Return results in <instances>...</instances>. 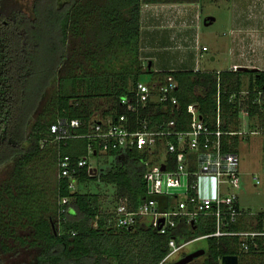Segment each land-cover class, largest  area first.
<instances>
[{
    "label": "trees",
    "instance_id": "16d2710c",
    "mask_svg": "<svg viewBox=\"0 0 264 264\" xmlns=\"http://www.w3.org/2000/svg\"><path fill=\"white\" fill-rule=\"evenodd\" d=\"M82 1L32 0L28 7L21 0H0V167L14 162L11 183L0 186V249L9 252L10 239L38 248L36 259L28 264H158L170 249V238L182 242L213 233L215 218L199 215L192 223L186 216L175 217V225L164 234L151 225L148 217L137 216L132 225H119L117 206L125 204L136 210L147 196L142 154L130 150L119 160L113 158L115 152L105 153L110 161L108 169H99L96 175H91L86 166L77 171L79 185L97 182L114 187L113 197L104 200L101 191L73 190L70 179L58 175L59 157L69 155L77 160L86 155L89 139L75 136L54 141L50 125L59 119H79L81 125L73 129V134L80 135L90 130L92 116L98 111L115 119L126 112L120 103L122 97L151 73L172 75L178 82L175 95L179 101L173 113L156 109L151 125L175 117L178 128H188L187 106L193 102L199 104L204 120L212 124L219 92L222 128L237 129L241 124L239 100L230 102L229 97L242 90L243 77L248 74L244 107L251 115L259 113L262 119L264 99L263 104L253 99L259 90L264 91V70L154 71L149 64L145 67L140 53L142 5L194 0H104L92 12ZM74 34L82 37V54L87 61L115 59L120 71H108V65L97 64L92 72L70 71L58 78L59 66L67 57L68 40ZM66 81L69 90L63 89ZM54 84L58 89L50 98L51 119L32 121L43 95ZM96 98L105 99L108 105L102 109L94 103ZM238 145L239 139L232 137L230 143L225 140L223 150L238 152ZM99 149L97 146L96 156ZM54 169L55 185L48 187ZM46 174L49 177L44 179ZM65 197L68 201L62 206ZM21 228L28 234H19ZM229 228L240 226L231 224ZM206 240L205 254L187 264H220L226 254H237L240 264H264L261 253L241 252L235 236H208ZM184 251L180 257L187 254Z\"/></svg>",
    "mask_w": 264,
    "mask_h": 264
},
{
    "label": "built area",
    "instance_id": "2783aa9c",
    "mask_svg": "<svg viewBox=\"0 0 264 264\" xmlns=\"http://www.w3.org/2000/svg\"><path fill=\"white\" fill-rule=\"evenodd\" d=\"M202 49L207 50V46L204 45ZM147 64L143 61L145 67ZM232 69L238 70L239 66L234 65ZM177 88L178 82L170 74L152 75L147 81H137L130 93L121 99L126 112L115 119L102 112L94 114L90 130L85 134H73V129L81 125L79 119H59L52 123L50 131L54 141L75 136L86 137L90 141L86 155L79 159L73 160L69 155L59 157V177L69 178V187L74 190L77 185L75 175L80 168L86 166L91 175L98 174L100 155L109 152L125 155L130 150H136L143 156L141 161L147 196L136 210L129 209L125 204L117 206L119 225H132L137 216L148 217L151 225L164 234L175 225V217L186 216L189 221H195L199 215H211L215 218V231L195 239L235 236L241 252L264 255V212L253 213L241 209L236 193L241 186L240 156L238 152L223 150L225 140L230 143L232 137L241 139L251 134L264 135V117L261 119L259 113L251 115L244 107L249 90L242 89L229 97L230 102L239 100L241 124L237 129L222 128L219 92L212 124L204 120L199 104L193 102L187 106L188 128H178L175 117L163 118L151 125L150 118L157 114L156 109L160 108L162 113L178 110ZM263 99L264 91L259 90L253 102L263 104ZM97 146L100 147L99 156H96ZM162 166L165 168L162 169ZM209 181L212 182V193L204 190ZM175 189L182 191L172 193ZM155 195H164L165 198L159 201ZM67 201L68 198H62L61 205ZM250 214L256 217L257 225L262 224L260 227L229 228L231 224L238 223L242 215ZM195 239L178 242L174 237L170 238V249L158 264L177 261L179 258H172Z\"/></svg>",
    "mask_w": 264,
    "mask_h": 264
},
{
    "label": "rangeland",
    "instance_id": "374dc122",
    "mask_svg": "<svg viewBox=\"0 0 264 264\" xmlns=\"http://www.w3.org/2000/svg\"><path fill=\"white\" fill-rule=\"evenodd\" d=\"M25 5L29 7L30 1L32 0H21ZM86 1V2H85ZM88 1V2H87ZM104 0H84L83 3L87 4L88 10L92 12L93 7L95 5H99ZM200 1L198 6H194L195 11H186L185 15L180 13H174L173 9L167 11L163 19H160L158 22L159 24L165 25H175L176 28L185 22L181 18L190 19V23L194 26H191L189 30L186 32V38L189 40L187 44L190 48L187 49V56H182L183 49H172L174 52V60L172 65L176 69H184V68H192L195 69V58L190 54L193 53L195 48V38L196 35L198 36V46L207 45L210 46V51L205 52L201 59H198V68L206 69V68H215V69H222L227 68L231 65V56L229 52L221 45V41L224 42L229 37H231V18L229 12V3L227 0H220V1H211V0H198ZM194 2V1H191ZM190 2V3H191ZM197 9V11H196ZM208 17H214L215 21L210 25H205L204 21ZM194 20V21H193ZM146 20L143 19L141 25L145 28ZM143 28V32H141V44L145 48L146 44V33L144 32L145 29ZM197 28V30H196ZM180 29V28H179ZM197 33V34H196ZM180 37H178L179 39ZM217 39L220 40L217 43ZM180 42V41H178ZM82 37L80 34H74L70 36L68 40V51L67 57L65 58L63 64L59 66L58 69V78L61 76L67 75L70 71L77 72V73H89L94 70V66L96 67L97 64L103 65L106 64L108 71H120V63L113 59V61L107 60V62H93L87 61L83 57V47L81 45ZM151 51L149 50H141L140 53L142 56V61L145 64L150 62L151 59L148 60V55ZM153 54V64L151 70H157L159 67L164 66L167 64L165 59L167 58L165 52L159 51V49L152 51ZM150 53L149 55L152 56ZM163 54V55H162ZM165 54V56H164ZM216 56L215 60L211 59V56ZM131 57V56H129ZM160 60V61H159ZM121 62V61H120ZM184 62V63H183ZM169 66V65H166ZM104 69V67H103ZM152 76L151 73H147L142 77L144 80L150 79ZM245 84L244 89L248 86V77H244ZM58 84V80L56 81ZM57 86L54 84V87H50V91L45 92L43 95L42 100L39 103L36 113L32 117V121L36 119H41L44 122H49L51 119L52 114V106L50 104L51 96L56 92ZM63 89L69 90V81L65 82L63 85ZM248 89V88H247ZM94 103L100 104V107H106L108 104L106 103L105 99L96 98ZM101 111H98L96 114L99 115ZM251 123V122H250ZM239 155H240V169H241V186L239 189L236 190V193L239 198V204L241 209L245 211H250L253 213L264 212V135L262 134H253L247 135L244 139H242L239 143ZM103 154L100 156V162L97 164L99 169H108L110 166V161H108L107 157ZM125 157V155H123ZM99 161V159H97ZM13 165L14 162L10 161L0 167V186H5L7 183H11L10 176L13 172ZM54 171H51L52 176L50 175V180L48 187H54L55 179L53 177ZM47 174L44 176L46 179ZM49 177V176H48ZM47 177V178H48ZM53 177V178H52ZM56 177V174H55ZM43 178V176H42ZM43 179V180H44ZM258 180V182H257ZM256 184V185H255ZM47 185V184H45ZM47 187V188H48ZM75 189L80 190H90V191H101L102 198L104 200L111 199L114 194V187L112 185H107L104 183L97 184V182H92L88 186L84 185H76ZM182 189H175L172 193L181 192ZM159 201H163L165 196L164 195H155L154 196ZM49 200L53 201L54 196L50 195ZM112 207V206H111ZM256 218V217H255ZM19 234L27 235L28 230L25 228L18 229ZM8 244L12 247L9 252H3L0 249V260L3 264H28L36 259L38 254V248L31 247L29 245H20L13 239L8 240ZM207 244L206 238H199L189 242L184 252H192L198 247H204ZM178 256L172 258V260L177 259Z\"/></svg>",
    "mask_w": 264,
    "mask_h": 264
},
{
    "label": "crops",
    "instance_id": "0c3cea01",
    "mask_svg": "<svg viewBox=\"0 0 264 264\" xmlns=\"http://www.w3.org/2000/svg\"><path fill=\"white\" fill-rule=\"evenodd\" d=\"M211 1L215 2L220 0H211ZM227 1L231 3L229 4L230 5L229 12L231 18L230 21L231 37H229L224 42L222 41L220 42V40L217 39V43L220 42L221 45L226 49V51L229 52V55L232 58L231 65L227 68H222V69L198 68L197 65L198 59H201L205 52L210 51V46L205 45L207 46V50L202 49L204 45H201L199 47L197 40L198 34L196 33L197 35L195 38V48L193 53L190 52V54H192V56L195 58V63H194L195 69L216 70L217 72H219L225 69H232L234 65H238V66L248 67L249 70H247V72L251 71L252 68H258L259 70H264V0H227ZM190 2H184V1L148 2L142 5L141 23L143 22V19H145L146 26L144 28L143 25H141V32H143V28H144L145 29L144 32L147 35L146 37L147 41L145 44L146 45L145 48L143 47L144 45L142 46L141 44V50L151 51L147 53V55L149 56L148 60L151 59L149 62L151 63V67L154 61L152 60L154 58L152 51L159 49V51L165 52L167 56V58L165 59V61H167V64H165L162 67H159L157 70L154 71L176 70V68H174L172 65L175 56L172 49L175 50L178 48L183 49L181 53L185 60V57L187 56L186 50L190 48L187 45L189 43V40L185 37L187 34L186 32L189 30L191 26H194L193 24L190 23L191 18L189 19L181 18L185 22H183V24L177 28L175 25L172 24L169 25L159 24L158 21L164 18L165 13L167 11H170L172 9L174 13H179V15H181L180 13L185 15V12L187 10L195 11L194 6L197 7L198 6L197 4H199L200 1L194 0V2L191 3ZM214 21L215 18L213 22ZM178 37L180 38L178 39ZM150 53L152 54V56L149 55ZM211 59L215 60L216 56L212 55ZM184 69H192V68H184ZM244 77H248V84H249L250 76L247 74ZM244 77H243L242 89H244V84H245ZM242 139L244 138L239 139V143ZM238 153H239V148H238ZM112 156L113 158L115 157L116 159L119 160L126 158L123 157V155H117V154ZM211 183L212 182L209 181L206 188L204 189L206 193H212L213 188ZM236 224L240 226V229H246L248 227L256 226L257 222L255 216L254 215L251 216L250 214V215H242L239 222ZM199 248H204V247H198L196 249Z\"/></svg>",
    "mask_w": 264,
    "mask_h": 264
},
{
    "label": "water",
    "instance_id": "95a60500",
    "mask_svg": "<svg viewBox=\"0 0 264 264\" xmlns=\"http://www.w3.org/2000/svg\"><path fill=\"white\" fill-rule=\"evenodd\" d=\"M214 17H208V19L205 20V25H209L213 22ZM149 68L151 69V63H149ZM240 70L247 71L249 70L248 67L246 66H239ZM259 69L258 68H252V72H257ZM165 167L162 166V169ZM192 223L194 221H191ZM206 249L205 248H199L196 249L192 252L187 253L186 255L180 257L177 261L173 262L172 264H187L191 261H193L195 258H198L205 254ZM220 264H240L239 256L237 254H226L223 255L220 259Z\"/></svg>",
    "mask_w": 264,
    "mask_h": 264
}]
</instances>
